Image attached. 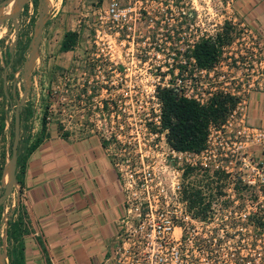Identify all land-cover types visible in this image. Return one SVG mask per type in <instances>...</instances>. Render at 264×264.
Wrapping results in <instances>:
<instances>
[{
	"label": "rangeland",
	"instance_id": "374dc122",
	"mask_svg": "<svg viewBox=\"0 0 264 264\" xmlns=\"http://www.w3.org/2000/svg\"><path fill=\"white\" fill-rule=\"evenodd\" d=\"M107 1L53 0L48 3L45 0L37 51L30 69L28 89L20 107V150H24L35 138H41L50 132L68 131L81 134L97 131L96 125L101 126L97 121L100 118V102L110 97L111 101H118L123 108V91L119 89L123 87V81L120 79L122 73L118 74V70L145 73L147 80L134 82L127 79V87H131L133 83L141 84L147 90L149 83L153 82L158 87L164 84L177 86L180 91L175 89V92H183L182 87L185 86L181 84L182 79L185 83L189 76L187 73L194 69L188 65L186 70L179 73L173 70L172 66L184 57L186 43H190L201 33H213L224 18L229 19L233 15L230 0H119L120 5L129 2L134 8L130 18L123 22L125 26H112L104 11ZM7 4L10 6L9 10H0V15L11 12L12 2ZM38 6L39 0L23 1L15 18V41L12 19L0 20V111L4 113L0 150L4 148L6 157L13 134L12 108L22 93V65L33 37ZM66 29L77 30L78 39L72 49L61 51L58 46ZM241 29L240 25L234 24L232 32L240 36ZM242 47L243 43L239 37L224 46L217 67L210 76L202 77L206 81L207 89L214 84H233L231 75H240V68L235 60ZM3 74L7 95L2 87ZM220 74L224 76L221 77ZM177 78H180V81ZM144 93L148 92H142ZM129 95L133 93L126 97L127 108H131L133 104L140 110L145 107L143 100L134 102ZM45 114V128L41 129V117ZM134 114L136 111L129 112L128 119L132 121ZM228 121V125L222 130L211 132L209 147L202 156L210 164L225 163L222 157H226V162L234 167L233 170L237 167L236 161L243 157V178L254 181V176L258 173L255 162L263 155V151L260 145L251 139L250 134L241 129L238 113L230 116ZM244 121V124L248 123L246 112ZM110 125L111 131L119 130L116 121ZM106 128H109L108 124ZM234 181V175L227 178L230 185ZM225 195L229 198L237 197L231 189H228ZM240 196L248 199L251 195L244 192ZM19 204L16 190L12 186L0 207V264H8L7 221L19 211ZM237 237L241 241L240 255L253 258L251 262L244 264H264V235L256 239L255 245H250L248 233L228 238L224 249L216 252L220 257L226 258L223 264H234L230 256L234 254V240ZM194 254L200 257L194 264H218L211 262L204 253Z\"/></svg>",
	"mask_w": 264,
	"mask_h": 264
},
{
	"label": "built area",
	"instance_id": "2783aa9c",
	"mask_svg": "<svg viewBox=\"0 0 264 264\" xmlns=\"http://www.w3.org/2000/svg\"><path fill=\"white\" fill-rule=\"evenodd\" d=\"M133 8V4L129 2L125 5H120L119 0H108L104 11L109 17L112 26H125L123 22L130 18ZM235 18L233 14L231 18L227 19L232 24L231 39L227 44L221 46V54L224 46L237 40L238 37L242 40L243 47L236 55L235 62L240 68V75L245 77L244 79L239 74L231 75L233 79L232 85L214 84L207 89L205 87L206 81L202 77L211 75V72L217 67L221 59V54L217 62L210 68H201L191 62L187 64L184 62L187 58L192 60L187 48L199 36L213 35L214 32L220 29L221 25L213 33H201L190 43H186L183 51L184 57H181L172 66V69L179 73L186 70L188 65L194 69L192 72L187 73L189 76L185 83H183L184 79H182L181 84L185 86L182 87L184 91L176 92L177 94L193 98L199 103L205 102L207 97L215 91L228 93L236 97L234 107L227 115L225 124L220 129H211L209 142L211 132L213 130H222L224 126L228 125L229 117L238 113L242 125L241 129L246 130L250 134L251 139L257 142L263 151L261 153L263 155L255 162V168L258 173L255 174L254 181L245 180L242 173V179L251 184V187L244 192H248L251 196L248 199L241 197L233 188L234 183H238L234 172L238 170L242 172L240 161L243 157L236 161L237 167L233 170L234 167L226 162V157H222L225 163L214 162L210 164L205 160L202 153L209 147V142L206 149L196 153L187 149H176L167 141V128L162 125L161 121L162 103L157 96L156 89L162 86H170L173 87L174 91L175 89L180 91V88L169 84L158 87L153 82L149 83L147 90L141 84L133 83L131 87H127L125 84L127 79H132L134 82L147 80L145 73L118 70L116 71L118 74L122 73L120 79L123 81V87H119V89L123 91V108H121L118 101H111L110 97L100 102L98 104L100 118L97 121L100 122L101 126L96 125V127L101 131L93 130L92 132L99 135L120 183L122 213L115 221L111 244L102 257L93 264H194L200 258L194 253L200 252L204 253L205 257L211 262L223 264L226 258L220 257L216 252L224 249L228 238L248 233L250 242L253 241L256 244V239L264 235L262 233L254 238L250 230H241L240 232L238 231L239 233L231 229L209 230L203 227L201 221H193L194 228H189L188 222L192 221V219L186 206V200L182 198L181 192L184 167L198 162L202 166H209L210 172L213 168L223 167H226L231 172L225 180H219V182L225 183L224 188H222L225 192L214 196L215 207L223 199L233 202L240 199L247 202L264 200V123L252 124L247 121L248 123L244 124L249 93L251 91L264 90V34L239 24ZM234 24L241 26L240 36H236L232 32ZM195 75L198 77H192ZM219 76L223 77L224 74ZM151 80L154 81V79ZM177 80L180 81V78H177ZM104 88L106 89V87ZM143 89L144 91H142ZM131 92L133 95H129V97L134 102L141 100L145 102L146 105L141 110L138 107L136 108L133 103L131 108L125 106L126 97ZM142 92L148 93L142 94ZM134 111H136V114L132 116L131 121L128 119V113H134ZM113 121H116L119 130H110V124ZM107 124L109 128H106ZM239 131L240 129H238ZM231 175L236 177V181L232 185L227 183V178ZM228 189H231L232 193L237 197H226L225 194ZM260 195L261 197H259ZM247 211L248 208L242 212L246 213ZM226 214L218 209L213 211L214 218ZM234 242L236 247L233 249L234 254L230 256L234 264L251 262L253 260L252 257L242 256L239 253L240 238L237 237ZM250 242L248 244L252 245ZM240 257L242 260H240Z\"/></svg>",
	"mask_w": 264,
	"mask_h": 264
},
{
	"label": "crops",
	"instance_id": "0c3cea01",
	"mask_svg": "<svg viewBox=\"0 0 264 264\" xmlns=\"http://www.w3.org/2000/svg\"><path fill=\"white\" fill-rule=\"evenodd\" d=\"M239 24L264 34V0H230ZM247 121L264 123V90L248 95ZM17 200L25 210V264H93L122 213L120 183L98 134H45L27 152Z\"/></svg>",
	"mask_w": 264,
	"mask_h": 264
},
{
	"label": "trees",
	"instance_id": "16d2710c",
	"mask_svg": "<svg viewBox=\"0 0 264 264\" xmlns=\"http://www.w3.org/2000/svg\"><path fill=\"white\" fill-rule=\"evenodd\" d=\"M232 24L229 20H223L220 29L213 35L199 36L187 50L192 58L185 59V63L191 62L201 68H210L217 62L221 54V46L227 44L230 39ZM78 31L66 29L63 31L58 49L61 51L72 49L77 42ZM157 90V96L162 103L161 121L167 128L166 137L169 144L176 149H187L192 152H200L208 146L211 129H220L226 121V117L233 109L236 97L220 91L212 92L205 102L199 103L193 98L177 94L173 87L162 86ZM3 97H5L2 92ZM21 108L19 109V127L21 125ZM46 114L41 117V129L45 128ZM4 113L0 111V139L3 138ZM67 135L69 132H61ZM20 140V134H19ZM40 140L35 138L24 150L17 146V159L15 167V179L19 182L20 166L27 154ZM10 153L8 150L7 154ZM6 160L4 148L0 150V191L2 190L1 176ZM241 162V161H240ZM238 161V163H240ZM19 166V168H18ZM18 168V169H17ZM202 166L198 162L188 164L182 171V198L186 200L187 209L190 211L192 221L188 222L189 228H194L193 221H201L203 227L209 230L224 229L250 230L254 238L264 233V200L233 202L223 199L218 206L214 196L224 194L225 183L219 180L231 174L226 168H213ZM238 183L233 188L237 194H242L251 187V184L242 179L240 170L234 172ZM1 207V204H0ZM248 208L246 213L242 211ZM218 209L226 215L214 218L213 211ZM28 231L24 208L19 204V211L12 218L9 217L6 228L8 264H25L23 234ZM239 231V232H238ZM204 242V241H203ZM205 243V242H204ZM252 245L255 242H250ZM206 244V243H205ZM241 258V257H240ZM242 260V258L240 259Z\"/></svg>",
	"mask_w": 264,
	"mask_h": 264
},
{
	"label": "water",
	"instance_id": "95a60500",
	"mask_svg": "<svg viewBox=\"0 0 264 264\" xmlns=\"http://www.w3.org/2000/svg\"><path fill=\"white\" fill-rule=\"evenodd\" d=\"M23 1L24 0H0V9L7 3L12 2L11 12L0 15V20H2L3 18L12 19V23L14 26V32H15L14 41L17 37V23L15 21V18L19 12V8L21 7ZM44 10H45V0H39L38 15H37L36 25L34 28L33 37L29 44L28 54L26 58L24 59V62L22 65L23 89H22L21 95L19 96L14 107L12 108L13 110V134H12V141L10 144V153L6 157L3 170H2V176H1L2 190L0 191V204L4 201L5 197L11 191L12 186L15 188L17 196L19 194V185L15 179L17 146L19 142V108L23 104L25 94L28 89L30 69L34 62L36 51H37V45H38V41L40 38V32H41V27L43 23ZM14 41H12L11 44H13ZM9 51H10V46H9ZM2 87H3V91L5 95H7L5 92L6 91L5 90V74H3L2 76Z\"/></svg>",
	"mask_w": 264,
	"mask_h": 264
},
{
	"label": "bare ground",
	"instance_id": "6f19581e",
	"mask_svg": "<svg viewBox=\"0 0 264 264\" xmlns=\"http://www.w3.org/2000/svg\"><path fill=\"white\" fill-rule=\"evenodd\" d=\"M48 3L53 2V0H47ZM52 4V3H51ZM53 5V4H52ZM10 6L8 4L4 5L0 10H9Z\"/></svg>",
	"mask_w": 264,
	"mask_h": 264
}]
</instances>
